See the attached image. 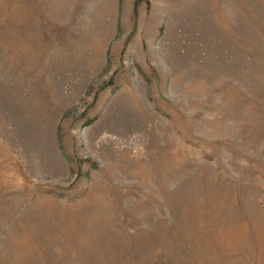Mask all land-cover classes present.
I'll return each mask as SVG.
<instances>
[{"label": "rangeland", "instance_id": "obj_1", "mask_svg": "<svg viewBox=\"0 0 264 264\" xmlns=\"http://www.w3.org/2000/svg\"><path fill=\"white\" fill-rule=\"evenodd\" d=\"M0 264H264V0H0Z\"/></svg>", "mask_w": 264, "mask_h": 264}]
</instances>
